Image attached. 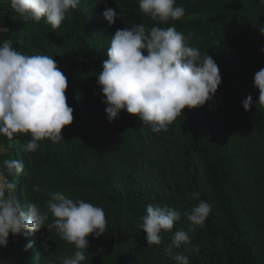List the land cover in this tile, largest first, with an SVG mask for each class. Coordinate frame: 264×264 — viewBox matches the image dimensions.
<instances>
[{
	"label": "trees",
	"instance_id": "obj_1",
	"mask_svg": "<svg viewBox=\"0 0 264 264\" xmlns=\"http://www.w3.org/2000/svg\"><path fill=\"white\" fill-rule=\"evenodd\" d=\"M206 1L215 4L201 9L196 0H176L185 15L159 26H174L201 56L214 58L222 82L212 100L185 108L160 133L126 111L109 123L97 83L118 29L157 26L139 0H81L56 31L43 19L23 21L0 2V25L13 48L53 57L68 80L66 102L73 108V123L62 130L59 144L45 140L35 153H25L21 146L30 136H0V168L5 159L25 164L27 175L9 177L22 206L38 203L46 211L50 194L59 191L103 208L108 231L89 237L88 264H175L165 253L172 233L162 232V244L148 246L138 227L150 204L182 213L173 231L189 233L190 264H264V107L254 87L255 73L264 68V0ZM106 8L122 11L111 27L102 15ZM249 95L253 104L246 112L242 102ZM200 200L211 212L202 226H194L183 214ZM29 242L28 264H60L61 255L75 251L45 227L27 237L10 234L0 259L13 257L18 264L17 251Z\"/></svg>",
	"mask_w": 264,
	"mask_h": 264
},
{
	"label": "clouds",
	"instance_id": "obj_2",
	"mask_svg": "<svg viewBox=\"0 0 264 264\" xmlns=\"http://www.w3.org/2000/svg\"><path fill=\"white\" fill-rule=\"evenodd\" d=\"M81 0H7L11 10L23 21L41 22L53 31L60 28L71 10ZM139 8L157 26L144 24L118 29L110 39L108 59L97 83L106 105L109 123L122 111L138 116L153 133L167 131L184 109L203 107L213 99L222 82L214 58L199 48L190 46L188 38L174 26L160 27L169 21H179L185 9L176 0H139ZM111 27L122 15L112 8L102 13ZM264 35V26H259ZM8 29L0 25V32ZM261 51H264L262 49ZM254 87L259 91L258 106L264 107V68L254 75ZM68 80L53 57L27 55L12 46L10 39L0 43V136L14 141L18 136L30 139L21 146L25 153H35L42 141L53 144L64 141L62 130L73 123V108L66 102ZM253 98L249 95L242 107L250 111ZM4 146L0 145V153ZM25 164L5 159L0 168V247H6L10 234L25 236L47 228L55 229L67 244L73 245L72 255H61L60 264H88L89 237L106 234L107 220L102 207L83 200H73L62 192L50 194L46 211L38 203L22 206L15 193L16 185L9 177H20ZM36 192L41 191L33 185ZM193 198L199 199L198 193ZM211 212V205L200 200L183 215L194 226H202ZM50 214V215H49ZM51 216V219H50ZM182 213L168 204L148 205L138 225L146 233L148 246L162 244V232L172 233L165 249L175 264H190L189 233L173 231ZM29 242L25 251L32 248ZM183 247L184 251H176ZM45 250L47 247L45 245ZM100 251H103L102 249ZM0 264H3L0 261Z\"/></svg>",
	"mask_w": 264,
	"mask_h": 264
},
{
	"label": "rangeland",
	"instance_id": "obj_3",
	"mask_svg": "<svg viewBox=\"0 0 264 264\" xmlns=\"http://www.w3.org/2000/svg\"><path fill=\"white\" fill-rule=\"evenodd\" d=\"M206 4H210V3L206 0H196L195 6H197L198 8H201V9H206V8H210L215 3L211 1L210 6H206ZM17 199H18V197H17ZM19 248L20 249L17 251L19 253V261H18L19 263L18 264H28V258L25 254V248L23 246H20ZM34 259H35V257H34ZM14 264H15V262H14Z\"/></svg>",
	"mask_w": 264,
	"mask_h": 264
},
{
	"label": "crops",
	"instance_id": "obj_4",
	"mask_svg": "<svg viewBox=\"0 0 264 264\" xmlns=\"http://www.w3.org/2000/svg\"><path fill=\"white\" fill-rule=\"evenodd\" d=\"M8 32V31H7ZM7 32H0V43H2L4 40H7ZM2 259H7V260H13L15 262V259L13 257H7V258H2Z\"/></svg>",
	"mask_w": 264,
	"mask_h": 264
},
{
	"label": "water",
	"instance_id": "obj_5",
	"mask_svg": "<svg viewBox=\"0 0 264 264\" xmlns=\"http://www.w3.org/2000/svg\"><path fill=\"white\" fill-rule=\"evenodd\" d=\"M0 2L2 3H7V0H0ZM2 247H0V251H1ZM0 261L3 262V264H14V261L13 260H5V259H0Z\"/></svg>",
	"mask_w": 264,
	"mask_h": 264
}]
</instances>
